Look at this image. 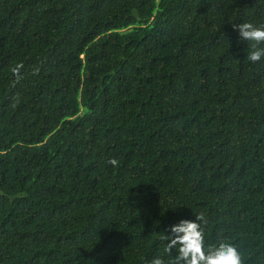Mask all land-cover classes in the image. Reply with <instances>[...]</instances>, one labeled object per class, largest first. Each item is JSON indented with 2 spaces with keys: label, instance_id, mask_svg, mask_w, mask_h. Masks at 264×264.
<instances>
[{
  "label": "trees",
  "instance_id": "obj_1",
  "mask_svg": "<svg viewBox=\"0 0 264 264\" xmlns=\"http://www.w3.org/2000/svg\"><path fill=\"white\" fill-rule=\"evenodd\" d=\"M242 22L264 0H0V264H170L163 230L197 216L207 246L264 264Z\"/></svg>",
  "mask_w": 264,
  "mask_h": 264
},
{
  "label": "clouds",
  "instance_id": "obj_2",
  "mask_svg": "<svg viewBox=\"0 0 264 264\" xmlns=\"http://www.w3.org/2000/svg\"><path fill=\"white\" fill-rule=\"evenodd\" d=\"M232 27L238 32L239 39L255 42L247 59L252 63L264 59V47H257L264 44V24L242 22ZM21 68H23L22 63L12 69L13 75L17 78H20ZM109 163L114 167L118 166L115 158ZM197 221H203V216H197L195 221L182 218L163 230L164 235L161 238L164 241L165 252L169 254L173 250L176 252L170 264H244L234 243L222 240L215 246H207L205 232ZM151 264H164V260L157 256Z\"/></svg>",
  "mask_w": 264,
  "mask_h": 264
}]
</instances>
